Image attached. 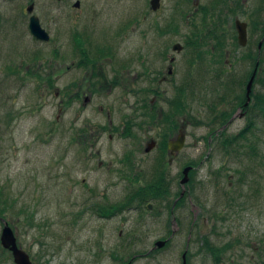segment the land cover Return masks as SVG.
<instances>
[{"label":"rangeland","instance_id":"rangeland-1","mask_svg":"<svg viewBox=\"0 0 264 264\" xmlns=\"http://www.w3.org/2000/svg\"><path fill=\"white\" fill-rule=\"evenodd\" d=\"M34 1L48 42L26 0H0V264H16L5 222L32 264H264L260 111L241 152L222 146L255 72L249 103L264 97V0ZM180 130L184 149L162 153ZM158 170L169 192L134 201Z\"/></svg>","mask_w":264,"mask_h":264},{"label":"water","instance_id":"water-1","mask_svg":"<svg viewBox=\"0 0 264 264\" xmlns=\"http://www.w3.org/2000/svg\"><path fill=\"white\" fill-rule=\"evenodd\" d=\"M162 0H150V7L153 11H157L161 7ZM80 3H77L76 6L79 7ZM28 11H32V6L28 8ZM235 26L238 32V42L241 46L245 47L248 44V23L241 21L240 19H236ZM32 35L40 41L48 42L50 40L49 33L41 26L40 19L36 16H32L29 23V28ZM262 48V43L259 46V50ZM182 46L180 44H176L174 46V50H181ZM256 77V72L250 79L248 86H247V95H248V101L246 102V105H249L250 102V93L252 92V86L254 83V78ZM186 143V134L184 133V130H180L178 133V136L176 139L171 140L169 142V150L171 153L180 152L183 150ZM155 142H152L148 148L147 151H150L154 148ZM193 169V167H187L185 168L183 174L184 178L181 180V185L184 188V184H187L189 182V174L190 171ZM185 192V189H183V194ZM1 245L12 252V255L14 257V261L16 264H32L30 255L26 253L25 250L19 247L17 244V237L14 233V230L11 228V226L8 224V222H5L4 228L1 234ZM166 242L159 241L156 244V248H162V246L165 245ZM185 258V255H184ZM186 264V262L184 263Z\"/></svg>","mask_w":264,"mask_h":264},{"label":"trees","instance_id":"trees-1","mask_svg":"<svg viewBox=\"0 0 264 264\" xmlns=\"http://www.w3.org/2000/svg\"><path fill=\"white\" fill-rule=\"evenodd\" d=\"M263 34H264V30H263ZM195 43L196 42H194V45H199V44H195ZM258 59H257V61H258ZM260 63H261V61H260ZM255 64H256V62H255ZM254 99H255V103H256L255 109L256 110H259L260 113L264 117V97L262 95H260V96L259 95H256V97ZM173 104L175 106H177L176 109L179 110L180 106L178 105L177 100L175 102H173ZM213 110H214V108H213ZM143 116L146 117V118L148 116H149V118L151 117V123L155 120L154 119V116L155 115H152V113L150 112V109L148 108V106H147V109H145V112L143 113ZM168 116H170V114H167L166 118ZM168 118L166 119V121H168ZM170 123L171 122H170V119H169V122L167 124L169 126V129H172L173 127L170 126ZM251 130L252 129L250 127H246L244 130H241V132H239V134L233 136L232 138L226 139L227 141L226 142H223L222 143V146L224 147V149L226 151H228V148H230V149H233L234 152H237V153L241 152V149L244 147L242 145V140L243 139H247L248 133L251 132ZM168 135H169V133H165L164 134V139H163V143H162V145H163V147H162V153H165L164 151L167 150L166 143L169 140L167 138ZM221 135L223 136L224 133L222 132ZM252 155H255L254 151H253ZM162 158H164V157H162ZM163 162H161V164ZM189 164H191V165H197L195 162L188 163L187 165H189ZM162 172H163L162 170L156 171V173L153 175L152 181L147 184L149 186L146 185L140 191H138V192L135 193V195H134V197H135L134 201H137V202H139V204H142V203L147 202V200L149 198H153L154 196H156V198H159L161 195L167 194V192H169V188L165 186V184H167V183L164 184V181L166 179L163 176V173ZM215 259H218V256H215Z\"/></svg>","mask_w":264,"mask_h":264},{"label":"flooded vegetation","instance_id":"flooded-vegetation-1","mask_svg":"<svg viewBox=\"0 0 264 264\" xmlns=\"http://www.w3.org/2000/svg\"><path fill=\"white\" fill-rule=\"evenodd\" d=\"M27 1V4H26V6H25V8H22L23 9V12H22V15H20V17L21 18H23L24 19V21H25V19L28 21V28H29V23H30V19H31V17L33 16V14H28L27 12H26V9L29 7V6H31V5H33L34 6V8H35V6H36V3H35V1L34 0H26ZM60 2H64V1H66V0H59ZM7 2V1H6ZM80 3V2H79ZM19 17V16H18ZM20 20V19H19ZM13 21H17V20H14L13 18H11V17H8L7 16V19H3L1 22L2 23H11V22H13ZM170 70V69H169ZM169 80H168V78L165 76V75H163L162 77H161V79H160V82L161 83H163V82H168ZM228 83H230L231 85H235V84H233L234 83V81H232V83H231V81H228ZM254 85H255V83H254ZM254 85H253V87H254ZM228 90H230L229 88H228ZM234 90V89H233ZM248 98L246 97L244 100H245V102L242 104V105H240V106H238V108H237V112H236V114L234 115V116H238L237 117V119H235V120H245V115L246 114H248V115H250L251 114V111L252 112H254V110L253 109H255V106H256V103H255V100H254V98H253V96H252V99H251V103H250V105H249V107H246L245 106V103H246V100H247ZM231 116L228 120H226L227 121V123L225 124V125H227L228 123H230V121L234 118V116ZM246 119H247V117H246ZM233 122H236V121H232L230 124H232ZM244 123H245V127H250L251 129L253 128V126L255 127V123H249V121L248 120H245L244 121ZM223 127V126H222ZM222 127H220L219 129H221ZM218 129V130H219ZM217 130V131H218ZM216 131V132H217ZM220 133V132H219ZM216 135V134H215ZM217 135H218V133H217ZM219 136H221V133L219 134ZM174 205H176L175 203H174ZM174 205H172L173 206V213L172 214H174ZM150 207V206H149ZM106 210V209H105ZM104 216V215H103ZM114 216V215H113ZM107 218H109L108 216L106 217V219ZM172 233H173V231H172ZM174 236H175V234H173ZM174 236H172V234H171V236H170V238L169 239H166V243H165V245L174 237ZM191 238V237H190ZM189 238V239H190ZM157 244V243H156ZM19 245V244H18ZM164 245V246H165ZM20 246V245H19ZM162 248H163V246H162ZM157 250V248L156 247H154V249L153 250H151V252H148L147 254H145L144 256H150V254L152 253V252H154V251H156ZM186 251H188V249L186 250ZM202 251H204V249L202 248ZM188 253L187 252H185L182 256H183V264L186 262V264H188L187 263V258H188V255H187ZM184 255H185V258H184ZM139 256H134V257H132V258H130L129 259V261H125L123 264H132L133 262H135L137 259L136 258H138ZM141 257V256H140ZM31 258V257H30ZM31 260H32V258H31ZM32 262H33V260H32Z\"/></svg>","mask_w":264,"mask_h":264}]
</instances>
